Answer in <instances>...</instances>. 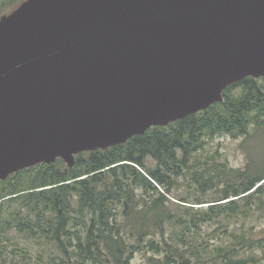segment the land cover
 <instances>
[{
    "label": "water",
    "instance_id": "water-1",
    "mask_svg": "<svg viewBox=\"0 0 264 264\" xmlns=\"http://www.w3.org/2000/svg\"><path fill=\"white\" fill-rule=\"evenodd\" d=\"M264 76V0H22L0 15V180L124 143Z\"/></svg>",
    "mask_w": 264,
    "mask_h": 264
},
{
    "label": "trees",
    "instance_id": "trees-1",
    "mask_svg": "<svg viewBox=\"0 0 264 264\" xmlns=\"http://www.w3.org/2000/svg\"><path fill=\"white\" fill-rule=\"evenodd\" d=\"M21 1L0 0V15ZM222 95L71 167L57 158L0 180V264H131L136 253L145 264H264V161L205 154L219 137L264 135V76Z\"/></svg>",
    "mask_w": 264,
    "mask_h": 264
},
{
    "label": "rangeland",
    "instance_id": "rangeland-1",
    "mask_svg": "<svg viewBox=\"0 0 264 264\" xmlns=\"http://www.w3.org/2000/svg\"><path fill=\"white\" fill-rule=\"evenodd\" d=\"M216 149H219V153H222L220 160L226 158L228 165L231 167H243L249 160V156L254 161H264V135L257 134L246 142L242 138L219 137L209 146L205 154H213ZM180 191L182 195L186 194L187 185L181 186ZM168 196L170 199L175 200L170 194ZM259 227H264V220L257 224V228ZM131 264H145L144 256L136 253Z\"/></svg>",
    "mask_w": 264,
    "mask_h": 264
}]
</instances>
